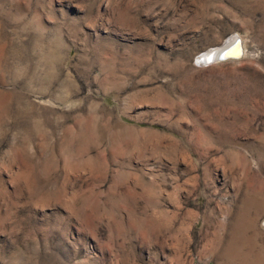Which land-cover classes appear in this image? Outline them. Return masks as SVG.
I'll use <instances>...</instances> for the list:
<instances>
[{
    "label": "rangeland",
    "instance_id": "374dc122",
    "mask_svg": "<svg viewBox=\"0 0 264 264\" xmlns=\"http://www.w3.org/2000/svg\"><path fill=\"white\" fill-rule=\"evenodd\" d=\"M0 264H264V0H0Z\"/></svg>",
    "mask_w": 264,
    "mask_h": 264
},
{
    "label": "water",
    "instance_id": "95a60500",
    "mask_svg": "<svg viewBox=\"0 0 264 264\" xmlns=\"http://www.w3.org/2000/svg\"><path fill=\"white\" fill-rule=\"evenodd\" d=\"M201 54L204 55L201 59L202 64L230 57L238 58L243 54L242 39L235 35L233 40H224L218 45L207 48Z\"/></svg>",
    "mask_w": 264,
    "mask_h": 264
},
{
    "label": "bare ground",
    "instance_id": "6f19581e",
    "mask_svg": "<svg viewBox=\"0 0 264 264\" xmlns=\"http://www.w3.org/2000/svg\"><path fill=\"white\" fill-rule=\"evenodd\" d=\"M233 38H234V37H233ZM233 38H232V40H233ZM229 40H230V39H229ZM203 56H204V55L201 54V55L199 56V59H203Z\"/></svg>",
    "mask_w": 264,
    "mask_h": 264
}]
</instances>
